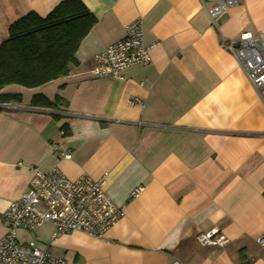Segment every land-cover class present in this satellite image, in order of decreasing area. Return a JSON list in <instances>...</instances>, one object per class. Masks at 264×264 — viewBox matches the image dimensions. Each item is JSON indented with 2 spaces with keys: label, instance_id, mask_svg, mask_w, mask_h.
Segmentation results:
<instances>
[{
  "label": "crops",
  "instance_id": "crops-1",
  "mask_svg": "<svg viewBox=\"0 0 264 264\" xmlns=\"http://www.w3.org/2000/svg\"><path fill=\"white\" fill-rule=\"evenodd\" d=\"M61 1L0 0V44L13 22L30 12L45 17ZM81 1L96 22L68 74L0 91L22 95L0 104V238L3 213L35 169L58 167L70 179L106 175L105 192L125 215L102 238H54L45 223L19 230L20 240L50 243L73 264H264V102L221 44L244 32L264 43V0H239L219 30L200 0ZM137 18L154 44L149 64L127 68L124 80L93 75L94 55ZM35 95L68 104L32 106ZM53 142L72 157L59 158ZM211 229L229 242L202 246L197 236Z\"/></svg>",
  "mask_w": 264,
  "mask_h": 264
},
{
  "label": "built area",
  "instance_id": "built-area-1",
  "mask_svg": "<svg viewBox=\"0 0 264 264\" xmlns=\"http://www.w3.org/2000/svg\"><path fill=\"white\" fill-rule=\"evenodd\" d=\"M239 0H200L202 9L209 16L211 25L219 30L218 19ZM222 46L237 60L247 79L264 102V43L261 36L244 32L238 39L227 40L221 36ZM154 44L145 41L143 22L137 18L125 27V37L117 40L94 57L91 73L124 80V71L134 65L146 66L151 60ZM131 105L140 104L139 98L129 99ZM59 158L72 157L57 142L51 143ZM106 175L92 178L81 175L70 179L58 167L48 171L35 169L27 190L10 202L2 215L6 232L0 238V264H73L64 256H57L51 245H39L35 240L22 241L19 230L31 231L45 223L54 226L56 238L71 231H80L102 238L125 215L124 207L116 205L105 192ZM142 187L135 188L137 196ZM202 246H224L228 236L218 229L202 232L197 236ZM264 246V233L257 238ZM173 264H180L176 261Z\"/></svg>",
  "mask_w": 264,
  "mask_h": 264
},
{
  "label": "trees",
  "instance_id": "trees-1",
  "mask_svg": "<svg viewBox=\"0 0 264 264\" xmlns=\"http://www.w3.org/2000/svg\"><path fill=\"white\" fill-rule=\"evenodd\" d=\"M95 22L81 0H63L45 17L30 12L13 22L8 38L0 44V91L11 84L38 87L68 74ZM11 102H22V95L0 92V104ZM67 104L61 96L50 100L35 95L31 101L32 106L55 110ZM62 128L67 134L66 125Z\"/></svg>",
  "mask_w": 264,
  "mask_h": 264
}]
</instances>
